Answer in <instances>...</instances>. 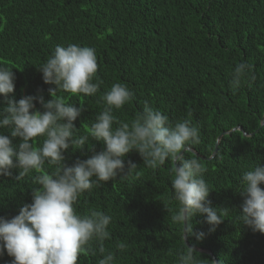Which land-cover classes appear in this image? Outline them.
I'll use <instances>...</instances> for the list:
<instances>
[{"label":"trees","instance_id":"trees-1","mask_svg":"<svg viewBox=\"0 0 264 264\" xmlns=\"http://www.w3.org/2000/svg\"><path fill=\"white\" fill-rule=\"evenodd\" d=\"M70 43L95 49L102 81L93 96L56 93L83 106L74 121L77 135L88 133L103 111L102 95L115 83L133 92L131 103L114 109L119 120L131 121L146 102L172 123L190 119L200 143L185 157L197 158L206 169L211 205L229 211L214 231L205 215H194L193 231L206 235L187 236L185 243L197 249L203 264H264V233L238 219L242 173L264 163V0H0V66L15 74V100L52 98L48 89L55 86L45 84L38 69L57 45ZM240 62L253 65L255 79L233 91L230 74ZM4 134L14 145L21 142L10 130ZM42 139L36 138V146ZM104 148L89 138L82 150L65 151L64 163L71 166ZM128 161L137 165L131 176L100 182L79 197L76 209L112 216L104 247L115 256L114 264H177L185 244L183 225L171 221L177 208L171 188L175 165L168 160L159 169L147 168L136 150L125 155L126 167ZM52 170L45 163L44 171ZM10 171L11 176H0V217L8 219L32 202L33 188L39 187L34 182L39 173L17 178L20 170ZM101 258L86 249L77 264H99ZM12 259L5 250L0 264Z\"/></svg>","mask_w":264,"mask_h":264},{"label":"clouds","instance_id":"clouds-1","mask_svg":"<svg viewBox=\"0 0 264 264\" xmlns=\"http://www.w3.org/2000/svg\"><path fill=\"white\" fill-rule=\"evenodd\" d=\"M38 70L45 84L55 86L48 89L52 98L46 101L43 96L28 95L17 101L12 96L15 74L0 66V96L6 105L0 108V176H11L12 168L20 170L17 178L39 173L34 178L39 187L33 188L32 202L24 204L11 219L0 217V255L6 250L13 258L11 264H77L82 252L95 249L103 254L99 264H114L115 256L105 254L104 247L110 238L112 216L96 210L80 213L76 205L83 193L100 182L131 176L137 165L128 161L126 167L124 157L132 150L139 153L147 168L159 169L168 160L175 165L171 169V188L177 208L171 221L183 225L184 243L187 236L202 240L206 235L193 231L190 220L194 215H205L209 231L222 223L229 209L211 205L207 199L210 189L203 177L206 169L197 158H186L184 154L200 143V131L190 119L172 123L167 114L146 102L131 121L119 120L114 109L131 103L133 92L125 83H115L102 95L103 111L96 115L88 133L77 135L74 121L84 108L56 93L93 96L99 91L102 81L96 76L95 49L74 43L57 45ZM230 75L233 91L245 80L255 79L253 65L247 62L235 65ZM34 101L43 111L35 109ZM4 130H10L11 137H19L21 142L14 145ZM36 138H43L39 146ZM89 138L102 141L104 150L66 165L63 153L70 148L82 150ZM45 163L53 170L44 171ZM261 184L264 163L242 173L239 194L243 202L238 219L254 232L264 233ZM196 254L194 247L185 245L178 253L177 264H203Z\"/></svg>","mask_w":264,"mask_h":264},{"label":"water","instance_id":"water-1","mask_svg":"<svg viewBox=\"0 0 264 264\" xmlns=\"http://www.w3.org/2000/svg\"><path fill=\"white\" fill-rule=\"evenodd\" d=\"M191 152H192V151H191ZM192 153H193V152H192ZM214 153H215V150L213 151L212 155H213ZM193 154H194V153H193ZM184 244H185L186 246H188L187 243H184ZM188 247H190V246H188ZM194 250H197V249L194 248ZM214 262H215V264H216V261H214Z\"/></svg>","mask_w":264,"mask_h":264}]
</instances>
